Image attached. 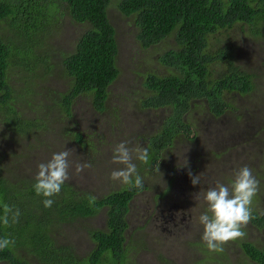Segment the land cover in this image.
Returning <instances> with one entry per match:
<instances>
[{
  "label": "rangeland",
  "instance_id": "rangeland-1",
  "mask_svg": "<svg viewBox=\"0 0 264 264\" xmlns=\"http://www.w3.org/2000/svg\"><path fill=\"white\" fill-rule=\"evenodd\" d=\"M112 3L108 17L116 32L119 74L108 88L104 111H96L91 97L85 95L72 101L70 117L54 109L34 106L33 112L25 113L27 117L30 115L34 126L22 137L3 124L0 126L3 175L7 179H12L16 173L36 177L38 166L47 163L54 153L75 149L68 158L70 179L66 182L77 191L84 190L100 199L124 187L110 178L112 171L123 167L112 162L118 144L124 142L130 149L146 148L150 152V141L160 138L164 124L171 126L178 119L187 121L190 132L178 121L182 127L175 124L168 130L176 133L172 143L165 145L158 155L149 153L147 164L135 159L134 153L133 162L142 177L143 189L133 197L126 214L127 258L134 264H254L244 255L238 242L247 240L261 246L264 220L257 225L251 218L243 228L245 237L230 241L224 251L217 254L209 251L202 241L204 229L199 217L207 208L204 201L207 190L218 183L230 185L234 173L244 166H248L259 181L251 204L252 213L264 215V40L249 33L246 26L214 34L209 49L223 47L225 42L231 44L236 65L256 75L254 89L247 95L225 94L224 102L229 109L218 116L210 111L206 101L199 99L191 101L190 112L177 119L178 112L173 113L167 107L142 108V102L149 95L145 77L152 72L164 73L159 61L166 51L174 49L173 37L149 49H141L134 40L133 18L123 16L115 8V0ZM64 19L65 22L60 21L53 30L52 45L70 50L83 27ZM212 69L216 78L219 72L225 71V65L215 63ZM22 74L14 69L8 75V83L13 84L17 94L24 93L21 92L25 87ZM47 82L60 93L67 89L65 81L57 77ZM35 98V101L51 99ZM15 108L20 111V106ZM74 131L88 135L84 147L72 140ZM16 154L23 155L22 161L16 159ZM84 163H90L91 167L77 172V165ZM189 171L194 176L201 174L196 186L191 183ZM105 213L103 209L93 217L60 224L58 228L53 227L51 236L57 244L71 246L78 257L87 256L94 248L87 232L105 229ZM20 254L28 264H40L31 255L22 251ZM0 264L8 263L0 261Z\"/></svg>",
  "mask_w": 264,
  "mask_h": 264
},
{
  "label": "trees",
  "instance_id": "trees-1",
  "mask_svg": "<svg viewBox=\"0 0 264 264\" xmlns=\"http://www.w3.org/2000/svg\"><path fill=\"white\" fill-rule=\"evenodd\" d=\"M112 1L0 0V126L9 125L16 136L22 137L34 126L30 115L25 114L33 112L34 106L70 117L72 101L85 95L91 97L96 111H104L108 88L119 74L116 32L108 17ZM114 6L123 16L133 18L134 40L141 49H149L168 37L175 42L174 49L166 51L159 61L164 73L152 72L145 77L149 95L142 102L143 109L167 107L178 112V119L190 112L191 101L202 99L218 116L229 109L225 94L247 95L254 89L256 75L236 65L232 45L225 42L223 47L212 50L209 44L214 34L245 26L253 36L264 40V0H115ZM64 18L83 27L70 50L52 45L53 30L60 21L65 22ZM215 63L225 65V71L216 78L212 69ZM14 69L23 73V94H17L13 84L8 83V75ZM54 77L65 81L64 93L47 82ZM40 96L51 99L35 101ZM16 106H20V111ZM178 121L190 132L187 121ZM178 121L175 124L181 126ZM175 124H164L160 138H151L149 153L158 155L165 145L172 143L176 133L168 130ZM87 136L74 131L72 140L84 147ZM16 159L22 161L23 155L16 154ZM2 161L0 156V215L6 203L14 211L18 209L20 216L16 223L10 218L7 227L0 223V239L14 241L9 248L0 250V261L28 264L20 258L22 251L40 264H134L126 255L125 220L129 203L143 187L123 185L122 189L97 199L65 182L60 193L51 197L52 206L46 208L44 198L34 191L36 177L16 173L7 179L2 173ZM90 196L96 198L91 206ZM103 209L105 229L87 232L94 243L87 256L78 257L71 246L59 245L51 236L53 227L76 218L93 217ZM252 218L260 225L264 215L253 211ZM238 243L252 263L264 264V240L261 246L247 240Z\"/></svg>",
  "mask_w": 264,
  "mask_h": 264
},
{
  "label": "clouds",
  "instance_id": "clouds-1",
  "mask_svg": "<svg viewBox=\"0 0 264 264\" xmlns=\"http://www.w3.org/2000/svg\"><path fill=\"white\" fill-rule=\"evenodd\" d=\"M74 151L75 149L54 153L47 163H41L38 166L34 191L37 196L44 198V207L52 206L54 201L51 197L58 195L62 185L70 179L68 158ZM134 153L135 159L144 164L148 163L150 157L146 148L130 149L124 142L115 147L112 162L123 165V167L112 171L110 178L124 185L142 188V177L137 172L136 163L133 162ZM90 167V163L78 164L76 170L81 172ZM188 175L193 186L200 183L201 174L194 176L189 171ZM258 187L259 181L253 176L252 170L248 166H244L234 173L230 185L218 183L214 188L207 190L204 194L207 208L199 217V222L204 229L202 241L209 251L222 253L224 246L230 241L245 237L246 233L243 228L252 218L251 204L257 195ZM95 202L96 198L90 196L89 205L91 206ZM2 212L0 223L5 227L9 225L10 218L12 223L18 222L20 216L18 209L14 211L5 203L2 205ZM13 244L14 241L7 237L0 239V250L7 249Z\"/></svg>",
  "mask_w": 264,
  "mask_h": 264
},
{
  "label": "flooded vegetation",
  "instance_id": "flooded-vegetation-1",
  "mask_svg": "<svg viewBox=\"0 0 264 264\" xmlns=\"http://www.w3.org/2000/svg\"><path fill=\"white\" fill-rule=\"evenodd\" d=\"M73 101H74V100H73ZM140 192H141V191H140ZM138 193H139V192H138ZM138 193H137V194H138ZM135 195H136V194H135ZM135 195H134V196H135ZM132 199H133V198H132Z\"/></svg>",
  "mask_w": 264,
  "mask_h": 264
}]
</instances>
